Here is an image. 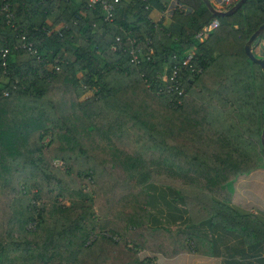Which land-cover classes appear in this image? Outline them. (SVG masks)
<instances>
[{
  "label": "trees",
  "instance_id": "trees-1",
  "mask_svg": "<svg viewBox=\"0 0 264 264\" xmlns=\"http://www.w3.org/2000/svg\"><path fill=\"white\" fill-rule=\"evenodd\" d=\"M115 7L107 22L85 0H0V264H153L140 253H200L203 239L150 227L147 186L178 192L198 224L212 197L228 203L234 181L264 167V71L244 51L264 23V0L228 16L202 0ZM170 7L167 23L151 19ZM214 19L219 27L199 43ZM135 46L154 52L135 65ZM189 52L201 72L184 73L181 104L158 96L156 77Z\"/></svg>",
  "mask_w": 264,
  "mask_h": 264
},
{
  "label": "crops",
  "instance_id": "crops-1",
  "mask_svg": "<svg viewBox=\"0 0 264 264\" xmlns=\"http://www.w3.org/2000/svg\"><path fill=\"white\" fill-rule=\"evenodd\" d=\"M218 1L210 0L215 9ZM165 14L153 12L151 19L167 23ZM253 53L264 60V39L253 47ZM146 189L150 227L181 232L209 244H202L200 253L193 249L172 258L145 252L153 264H264V167L239 176L228 203L212 197L211 216L198 224L193 223L178 192L156 184Z\"/></svg>",
  "mask_w": 264,
  "mask_h": 264
},
{
  "label": "built area",
  "instance_id": "built-area-1",
  "mask_svg": "<svg viewBox=\"0 0 264 264\" xmlns=\"http://www.w3.org/2000/svg\"><path fill=\"white\" fill-rule=\"evenodd\" d=\"M88 8H94L99 6L104 14V20L111 22L114 18L115 5L118 3V0H85ZM144 1V0H143ZM237 0H219V8H224L225 10L229 9L230 6ZM217 7V6H216ZM2 11L9 17L8 6H4ZM219 27V22L217 19L212 20L209 24L204 26L201 31L196 35V39L199 43H203L207 40L210 34ZM22 40V49L28 52L31 55H34L37 60H40L39 55L36 50L33 48L31 43L25 41V37L21 38ZM117 42L120 41L119 38L116 39ZM152 48L144 47H131L129 50L130 61L132 64L138 65L142 62L148 60L149 56L153 54ZM8 53L7 49L0 51V58L2 60V66L5 68V58ZM52 71L59 72V66L54 65ZM201 70L196 66L194 62V53L189 52L183 58L179 59V62L174 64L172 67H165L162 74H159L155 81L157 82L156 93L158 96L161 95H171L174 96L176 104H181V99L185 96V88L183 82L186 77L184 73L193 76L200 73ZM147 83V80H146ZM147 86H151V83H147ZM4 97L8 96V92L3 93ZM84 96V95H83ZM61 161H55L54 166L61 167ZM35 227L34 223L29 224L28 229L33 230Z\"/></svg>",
  "mask_w": 264,
  "mask_h": 264
},
{
  "label": "water",
  "instance_id": "water-1",
  "mask_svg": "<svg viewBox=\"0 0 264 264\" xmlns=\"http://www.w3.org/2000/svg\"><path fill=\"white\" fill-rule=\"evenodd\" d=\"M204 4L207 6L209 10L213 12L216 16H228V15H233L241 6L247 1V0H239L236 2L232 7L225 11H218L215 9L214 5L211 4L210 0H202ZM264 33V23L259 27V29L251 35L249 40L247 41L244 51L248 59L257 65H259L262 70L264 71V60L257 58L254 53H253V47L252 44L258 39L259 36H261ZM261 143L264 149V129L261 135Z\"/></svg>",
  "mask_w": 264,
  "mask_h": 264
},
{
  "label": "rangeland",
  "instance_id": "rangeland-1",
  "mask_svg": "<svg viewBox=\"0 0 264 264\" xmlns=\"http://www.w3.org/2000/svg\"><path fill=\"white\" fill-rule=\"evenodd\" d=\"M165 15L168 16L167 13H166ZM262 39H264V35L262 36ZM88 95H89V94L83 96L82 99H85ZM55 161H56V160L52 161V165L54 164ZM53 166H54V165H53ZM54 167H55V166H54ZM231 188H232V186H231ZM84 190H86V191L88 192V189H87V188H85ZM39 203H40V202H39ZM36 204H38V203H36ZM146 255H147V253H145V252L140 253V257L143 258V259L146 258V257H145Z\"/></svg>",
  "mask_w": 264,
  "mask_h": 264
}]
</instances>
